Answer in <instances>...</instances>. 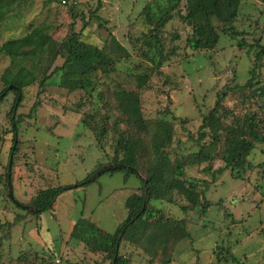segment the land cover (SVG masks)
<instances>
[{
    "label": "rangeland",
    "instance_id": "obj_1",
    "mask_svg": "<svg viewBox=\"0 0 264 264\" xmlns=\"http://www.w3.org/2000/svg\"><path fill=\"white\" fill-rule=\"evenodd\" d=\"M60 1L27 0L16 6L0 24V47L34 26L48 25L58 41L74 29L86 42L118 52L115 38L130 56L109 72L98 71L91 93L60 85L63 72L55 74L44 90L38 81L25 87L16 113L21 118V144L13 165L7 113L15 92L0 104V264H111L106 252L94 251L71 234L80 218L114 233L128 217L127 199L141 193L137 175L119 170L104 172L90 182L87 177L104 165L118 163L115 150L123 135L132 144L129 154L136 152L139 175L146 178L154 156V132L134 125L132 116L139 109L147 120L172 122V143L164 151L168 170L213 140L208 128L202 136L201 125L219 93H226L223 102L230 110L225 125L234 123L232 114L255 110L264 117V97H252L254 89L264 87V67L256 65L264 62V58L256 60L259 39L264 43V0H244L233 22L237 37L218 30L217 45L201 50L187 44L193 29L186 19V0L171 13H167L172 6L168 0ZM148 6L155 19L169 15L159 33L160 52L149 43L156 20H146ZM214 24L220 28L218 21ZM241 41L249 45L240 49ZM11 62L10 56L0 53V93L1 77ZM63 62L59 57L49 72ZM252 70L258 73L253 87L246 86L244 93L231 89L246 84ZM223 142L220 139L213 152H221ZM251 153L252 167L242 179L233 177L221 158L185 168L182 180H198L201 200L212 204L206 213L201 206L190 207L192 203L176 189L165 190L170 181L166 169L163 199L154 201V207L160 217L182 220L181 226L170 232L166 243L152 239L151 223L139 239L128 235L120 245L128 264H264V141ZM122 157L123 153L118 158ZM7 168L21 205H29L40 189L71 187L60 193L52 209L37 216L8 196ZM183 228L188 233L177 239Z\"/></svg>",
    "mask_w": 264,
    "mask_h": 264
},
{
    "label": "trees",
    "instance_id": "obj_2",
    "mask_svg": "<svg viewBox=\"0 0 264 264\" xmlns=\"http://www.w3.org/2000/svg\"><path fill=\"white\" fill-rule=\"evenodd\" d=\"M181 1L182 0H168L172 6L167 8V13H171L173 9L178 8ZM243 1L244 0H186L188 8L186 19L192 25L193 29L192 36L187 41L188 46L194 50L213 49L219 41V31L229 34L231 37H237L233 22L239 14L240 5ZM26 2L27 0H0V24L16 6L24 5ZM60 2H63V0ZM148 7L145 8L148 14L146 20L148 19L149 22L153 23L155 15L151 14L150 7L149 12ZM166 16L161 15L155 19L156 24L151 28L152 32L150 33L149 43L153 47H156L158 52L161 50V47L157 43L160 38L159 33L167 20ZM83 18L86 19L89 17L84 15ZM215 20L218 21L220 28L218 25L214 24ZM113 40L117 45L118 52L116 49L109 51L106 47H100L86 42L82 39L81 33L74 29H72L62 41H58L50 34L48 25H38L32 27L25 35L19 38L9 39L1 45L0 53L10 56L12 62L1 77L4 88L0 93V104L5 100L9 92L13 91L16 94L14 103L7 113L10 118L12 126L11 132L13 134L9 155L11 158L10 165L14 164V158L19 152L21 144L18 135L19 121L21 118L17 117L16 113L17 107L23 100V91L25 87L38 81L41 90H44L47 83L55 74L63 72L64 77L60 85L68 86L72 90L83 89L91 93L95 90L96 81L94 77L98 71L109 72L114 69L113 67L117 62L125 60L130 56V53L124 46L115 38H113ZM247 45H249L247 42L241 41L239 43V48L245 49ZM257 46L256 60L259 61L264 58V43L261 39H259V44ZM112 54H115L117 58H114ZM59 57L64 59L63 64L61 66H55L54 69L49 72ZM256 65L264 67V62L263 64H259L258 62ZM257 74L255 70H252V77L246 84H236L231 86V89L240 90L244 93L243 89H245L246 86L251 85L253 87V79ZM93 81H95L94 84ZM10 85H14V87H10ZM254 90L255 93L252 97L255 95L264 97V87ZM225 96V92L218 94L216 103L209 108L208 113L204 115L202 121V136L208 134L205 130L208 128L210 131L209 134L212 136L213 140L208 144H202L197 152L178 159L176 165L170 168V170L167 169L169 168V163L165 160L166 156L164 151L172 143V122L163 118L147 120L139 109V111L136 112L138 114L132 116L134 125L140 130L149 133L151 131L154 132L152 142V154H154V156L151 159L152 162L146 174L148 181L147 185L150 191L148 201L145 203L146 188L143 178L137 172L128 168V166H131L138 169L139 162L136 152L134 150L129 154L131 149L130 145L132 144L130 140L121 135L115 150L116 157L114 161L125 164L126 166L116 167L105 172L114 173L120 170L125 171L128 175H137L141 181V193L132 194L127 199L128 217L118 227L116 232H105L93 222L80 218L76 222L71 237H75L84 242L94 251L106 252L108 257L112 260L111 264H128V260L120 252L121 242L128 235L135 238L142 236L144 228L148 227L151 223L152 233L149 235H151L153 240H158L159 243H166L169 240L170 232L178 225L181 226L182 220H169L167 217L158 216L160 210L155 209L154 203L157 200L162 201L164 188L168 192L171 189H176L192 203L190 207L201 206L202 212L206 213L212 204L208 200H201L197 190L198 180H191L188 183L182 180L185 168L191 164H201L221 158L224 162V168L230 170L233 177L242 179L245 170L252 167L249 159L252 154L251 152L256 147L257 143L264 141V134L262 132L264 128V117L261 118L255 110L247 111L240 116L232 114L234 118L232 121H234V123L225 125L226 121L224 122V119L230 116V110L228 108L226 109L224 106L223 100ZM36 106L37 102L33 105V109H35ZM33 109L30 110L28 115H31ZM165 112H170V108H166ZM84 121L88 123L87 118ZM104 131H106L105 128ZM104 131L101 132V135H103ZM95 133L98 144L103 146L100 140L101 136L98 135L97 132ZM220 139L224 141L223 150L219 153H215L213 149ZM122 153L123 157L118 158ZM262 166L264 167V161L262 162ZM166 169L169 171L170 181H168L163 188L161 182L164 179L163 174ZM95 171L90 173L87 179L90 178ZM9 173L7 168L5 187L8 191V196L21 208V203L14 194L12 175L10 174L9 177ZM9 180L11 182L13 194H10L9 191ZM84 184H86V182ZM70 187L71 186L60 185L57 187L51 186L40 189L29 204L36 208V210L31 211V213L39 216L41 213L52 209L60 193ZM188 207L189 206H184L183 209L186 211ZM185 232L188 233L185 228H183L180 233L182 235L177 234L176 238L185 237ZM173 256L172 259H168L167 262L173 260Z\"/></svg>",
    "mask_w": 264,
    "mask_h": 264
},
{
    "label": "water",
    "instance_id": "obj_3",
    "mask_svg": "<svg viewBox=\"0 0 264 264\" xmlns=\"http://www.w3.org/2000/svg\"><path fill=\"white\" fill-rule=\"evenodd\" d=\"M10 87H14V85H11ZM125 167L126 165L125 164H122V163H116V164H107V165H104L102 166L100 169H98L88 180L87 182H90L92 180H94L97 176L101 175L102 173H104L105 171L107 170H110V169H114L116 167ZM129 169H132L134 170L135 172H137L139 174V171L137 170V168L135 167H131V166H128ZM10 172V171H9ZM9 177H10V173H9ZM143 178V181L145 183V188H146V198H145V203L148 201L149 199V188H148V181L146 178L142 177ZM9 191H10V194H13V189H12V186H11V182L9 180ZM23 208H26V209H29V210H36V208L33 206V205H21Z\"/></svg>",
    "mask_w": 264,
    "mask_h": 264
},
{
    "label": "built area",
    "instance_id": "obj_4",
    "mask_svg": "<svg viewBox=\"0 0 264 264\" xmlns=\"http://www.w3.org/2000/svg\"><path fill=\"white\" fill-rule=\"evenodd\" d=\"M63 3H67V0H63Z\"/></svg>",
    "mask_w": 264,
    "mask_h": 264
}]
</instances>
